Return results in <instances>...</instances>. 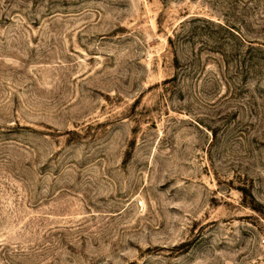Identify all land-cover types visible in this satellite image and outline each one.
Listing matches in <instances>:
<instances>
[{
	"label": "rangeland",
	"instance_id": "rangeland-1",
	"mask_svg": "<svg viewBox=\"0 0 264 264\" xmlns=\"http://www.w3.org/2000/svg\"><path fill=\"white\" fill-rule=\"evenodd\" d=\"M0 264H264V0H0Z\"/></svg>",
	"mask_w": 264,
	"mask_h": 264
}]
</instances>
